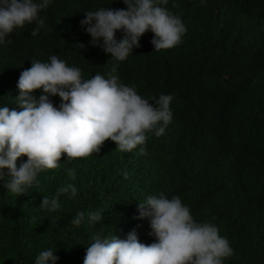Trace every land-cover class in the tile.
Masks as SVG:
<instances>
[{"label": "trees", "instance_id": "obj_1", "mask_svg": "<svg viewBox=\"0 0 264 264\" xmlns=\"http://www.w3.org/2000/svg\"><path fill=\"white\" fill-rule=\"evenodd\" d=\"M100 6L127 7L123 0H52L36 35L35 23L10 34L0 44V105L19 110L20 73L55 54L84 78L114 74L144 97L173 94L172 121L162 135L147 134L144 153L139 146L121 151L109 138L88 157L64 154L28 194L0 186V264H34L49 247L57 248V264H83L94 234L125 237L135 230L151 244L149 220L139 218L137 206L161 192L179 195L195 220L218 226L234 250L225 264H264V0H167L163 6L187 28L181 43L154 50L149 30L124 61L92 45L80 25L84 12ZM21 159L27 157L18 165ZM73 168L75 178L68 174ZM66 183L76 185L74 198L62 195L56 211L39 206ZM100 209L103 221L86 216L80 226L71 223L78 210Z\"/></svg>", "mask_w": 264, "mask_h": 264}, {"label": "clouds", "instance_id": "obj_2", "mask_svg": "<svg viewBox=\"0 0 264 264\" xmlns=\"http://www.w3.org/2000/svg\"><path fill=\"white\" fill-rule=\"evenodd\" d=\"M51 3L0 0V44L10 42V34L26 24L37 25L32 32L36 35L45 26L40 12ZM123 3L126 8L100 6L84 12L80 25L90 34L92 45L100 46L114 60L124 61L141 46L140 38L149 30L154 33V50L181 43L187 28L179 15L163 6L167 0ZM118 31L122 33L120 38ZM31 62L17 81L19 110L0 105V186L10 193L28 194L29 188L38 183V174L58 168L64 154L66 159L88 157L99 153L109 138L121 151L130 152L139 146L144 153L147 134L162 135L172 121L171 93L147 98L114 74L97 72L84 78L79 67L55 54L48 61ZM36 90H40L38 98ZM56 95L61 98L58 106L50 99ZM24 156L27 159H21L18 165V158ZM68 174L75 178L76 170L69 169ZM77 193L74 183L63 184L54 196H44L39 206L56 211L61 208L62 195L74 198ZM137 207L139 218L149 220L150 235L155 240L145 244L135 230L125 237L94 234L83 264H225L233 255L228 238L220 235L218 226L195 220L179 195L169 198L162 192L149 194ZM104 211L78 210L71 223L80 226L86 216L91 223L103 221ZM56 251L42 249L34 264H57L60 257Z\"/></svg>", "mask_w": 264, "mask_h": 264}]
</instances>
